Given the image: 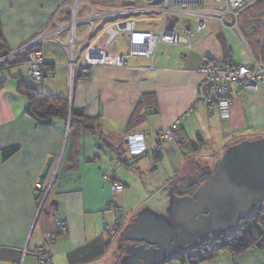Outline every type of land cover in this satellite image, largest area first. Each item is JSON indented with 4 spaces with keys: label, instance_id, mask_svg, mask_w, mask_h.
Returning a JSON list of instances; mask_svg holds the SVG:
<instances>
[{
    "label": "crops",
    "instance_id": "crops-1",
    "mask_svg": "<svg viewBox=\"0 0 264 264\" xmlns=\"http://www.w3.org/2000/svg\"><path fill=\"white\" fill-rule=\"evenodd\" d=\"M123 1L136 4L126 6ZM123 1L121 7L83 4L78 18L141 8L136 6L140 1ZM154 1H149L152 8L161 6ZM72 4V0H0L1 51L13 53L38 35L68 24ZM206 7L216 9L215 0L211 4L206 0ZM173 10L181 8L175 6ZM171 13L170 28L188 31L192 35L191 49L160 45L153 60L126 58V65L117 68L115 57L128 55L130 43L128 35L123 34L124 48L118 46L120 37L107 47L109 27L134 21L139 31L158 33L164 28L163 22L159 31L140 29L136 19L142 16L139 14L99 18L93 24L76 26L74 32L67 30L50 37L40 50L46 67L54 71L53 77L31 79L26 55L0 65V264H42L36 255L41 247L50 255L51 264H126L122 258L127 259L128 252L121 249L120 236L133 222L124 217V207L134 187L142 186L147 195L159 192L160 185L154 186L148 176L171 163L173 172H166L167 182L161 185L182 182L188 189L180 190L174 182L173 194L182 199L191 197L193 186L185 179L187 170H191L190 177L195 171L209 172L208 167H215L229 146L264 139V86L253 96L238 87L231 116L226 120L215 107L194 108L199 71L206 63L224 61L228 53L237 64H251L254 59L261 62L250 42H245L252 55L250 61H243L231 48L230 31L241 33L238 19V32L212 20H205L207 27L198 32L201 19L193 18L181 26L182 16L187 15ZM105 48L108 57L104 65L90 67L88 76L76 69L71 79L69 63L73 58L80 64L92 50ZM21 83L68 100L70 109L97 120L94 131H86L78 123L70 125V116L38 126L27 115L29 101L18 92ZM178 120L177 141H162L157 160L146 156L131 162L129 135H146L152 150L158 145L157 134ZM181 136L190 142L184 151L178 142ZM208 145L217 149L210 151L212 158L204 164L200 161ZM10 150L16 151L7 156ZM115 183L124 186L121 193L112 191ZM38 184L42 185L40 191L36 190ZM59 223H64V232H59ZM107 227L117 229V234L110 236ZM52 234L57 238L49 242ZM166 262L191 264L170 259ZM201 264H264V248L236 256L224 251Z\"/></svg>",
    "mask_w": 264,
    "mask_h": 264
},
{
    "label": "built area",
    "instance_id": "built-area-1",
    "mask_svg": "<svg viewBox=\"0 0 264 264\" xmlns=\"http://www.w3.org/2000/svg\"><path fill=\"white\" fill-rule=\"evenodd\" d=\"M216 9L206 7V0H162L161 6L152 8L151 10L144 9H122L103 13L100 16L89 15L82 19L78 18L79 4L76 3L72 9L71 21L68 24L57 25L53 31L44 32L17 51L5 56H0V65L7 62L9 59L18 55L28 53L27 65L29 67L28 76L36 81H41L45 77L54 76V71L46 67L43 53L40 47L50 39V37L60 35L67 30L74 32L78 25L93 24L97 19H114L132 15H143L148 13L161 14L163 16L164 28L158 33L139 31L136 29L134 21L115 24L106 30L108 40L106 46H110L118 37L123 34L128 35L130 43V51L128 55H119L115 57L116 67L122 68L126 65V58H143L154 59L157 48L160 45L182 46L187 49L193 47L191 43L192 35L188 31L177 32L170 28V15L172 11L183 13L191 18L201 19L198 32H201L207 27L205 20H212L227 25L233 31L238 32L237 19L239 13L246 7L247 0H215ZM175 6L181 10H173ZM200 8V9H199ZM234 20L236 22H234ZM106 48L103 51L92 50L78 64L73 58L69 63L70 76L73 80L76 69H80L83 76H88L89 68L92 66H101L107 60ZM233 54L228 53L224 61L214 60L206 63L199 74L201 80L197 86V98L194 108H211L215 107L222 119H229L231 116L232 107L234 105L235 95L238 93L237 88L242 87V91L247 95H257L261 87L264 86V65L256 59L251 64H237L232 60ZM181 121H176L171 127L160 131L156 136V145L150 150L146 135L142 133H133L127 137V148L131 156V162L134 163L138 159L148 156L151 160L158 159L162 152L160 143L162 141L176 142L175 132L179 130ZM41 184L36 185V190L40 191ZM124 186L115 183L112 186L114 193H121ZM113 207V205H111ZM264 215V205H261ZM120 225V222L117 223ZM64 223L58 224L59 232H64ZM107 233L110 236L117 234V229L107 227ZM57 235L48 236L49 242L56 240ZM39 262L42 264H51L50 255L46 249L41 247L36 253Z\"/></svg>",
    "mask_w": 264,
    "mask_h": 264
},
{
    "label": "water",
    "instance_id": "water-1",
    "mask_svg": "<svg viewBox=\"0 0 264 264\" xmlns=\"http://www.w3.org/2000/svg\"><path fill=\"white\" fill-rule=\"evenodd\" d=\"M195 183L198 189L176 211L182 226L148 214L130 225L124 238L134 245L126 264H164L186 247L233 229L264 205V139L229 146L214 171L204 172Z\"/></svg>",
    "mask_w": 264,
    "mask_h": 264
},
{
    "label": "trees",
    "instance_id": "trees-1",
    "mask_svg": "<svg viewBox=\"0 0 264 264\" xmlns=\"http://www.w3.org/2000/svg\"><path fill=\"white\" fill-rule=\"evenodd\" d=\"M245 14L250 17V19H247L250 32L256 37H261L264 42V0H257L251 5H246L239 13V23L240 17L246 16ZM0 48H3L1 32ZM258 48H261V50ZM257 50H260V58L262 60L260 63L264 65V43L261 42L257 46ZM8 54L10 53L2 52L0 49V56ZM23 55L28 56V53ZM18 92L29 101L27 115L35 120L38 126H49L55 118L68 120L70 116V125L81 124L89 132H93L95 129L97 120L86 117L83 111L70 109L69 101L66 99L48 92H38L22 83L18 87ZM178 142L183 151L190 145L189 140L183 136L178 138ZM15 151H7L6 155H11ZM192 188L191 195L193 196L198 187L193 186ZM254 248H264V215L261 206L233 229L217 233L199 242L194 255H190L189 252H183L170 258V260L201 264L216 259L224 251L236 256Z\"/></svg>",
    "mask_w": 264,
    "mask_h": 264
},
{
    "label": "rangeland",
    "instance_id": "rangeland-1",
    "mask_svg": "<svg viewBox=\"0 0 264 264\" xmlns=\"http://www.w3.org/2000/svg\"><path fill=\"white\" fill-rule=\"evenodd\" d=\"M122 1L123 0H72V7L76 5V3L79 4V6L83 5V4H91L94 6L95 5H100V4H105V7L108 6H114V7H121L122 6ZM150 0H140V3H138L136 6L137 7H141L138 9H152V6L149 4ZM214 0H208V3L211 4V2H213ZM254 1L256 0H248V4H252L254 3ZM154 8V5H153ZM200 9V8H199ZM246 15V14H245ZM89 16V15H87ZM138 21V27L141 29H146V30H150V31H159L162 29L163 27V20L161 15L158 14H154V13H148V14H144L138 18H136ZM193 18L189 17V16H182L181 21H182V25H186L191 23ZM247 19H250L249 16H241L240 17V24H239V28L241 30V33L239 35L231 32V38H232V49L236 50V56L239 55V58H241L243 61H250L251 60V53L247 50V44H245V42H250L252 44V46L257 49V46L259 44L264 43L261 39V37H256L253 33L250 32V28L249 25L247 23ZM125 36L120 37L117 41L118 42V46L124 48L125 45V40H124ZM245 40V41H244ZM247 48V49H246ZM261 50V48H258ZM260 50H258V55L260 56ZM235 52V51H234ZM258 56V57H259ZM262 61V60H261ZM209 147H207L208 149L204 148L203 151V158L201 159L202 161H200L201 163L204 162V164L206 163V161H210L209 159H211V154L213 155V151H216L217 147L216 146H212V145H208ZM211 150H213L212 152H210ZM211 153V154H210ZM220 158V157H218ZM204 164L201 166L203 167ZM216 167V166H215ZM215 167H208V171L209 172H213ZM191 170H187V175L185 177L189 178L191 176L190 174ZM155 173L153 175L150 174V176H148V181H150V183L155 184L154 186H159L161 190L159 192H155L152 195H147L144 193V191L142 190V186L139 187H134V191L132 190L130 192V194L128 195V197L126 198L125 201V211H124V217L125 218H129V219H133L132 221L135 222L141 215L143 214H148V215H152L160 220H164L166 221L170 226L172 227H180L182 226L179 222H178V217H177V213L176 211L181 207V205L183 204L185 199H182V197H176L173 194V188L176 185H171L172 183H177L179 185V189H183L184 187L187 188V184L186 186L184 185V183L182 182H178V181H169V183H167V185H161V182H165L164 184H166V172H168V174L173 172V167H171V163H168L166 166H164V168L159 169L157 171H154ZM198 172V173H197ZM204 172V171H203ZM202 171H195L194 176L190 177L191 179H199V177L201 176L200 174L203 173ZM171 182V183H170ZM188 189V188H187ZM132 222V223H133ZM131 223V224H132ZM124 232H126V229L124 230ZM124 232L122 233V235L120 236V242H121V249L124 250V252H128L131 247H133V243L131 242H127L125 241V236H124ZM199 243H194L188 247H186L184 250L180 251V253L183 252H189L190 255H194V253L197 251V246ZM123 262H126V258H122Z\"/></svg>",
    "mask_w": 264,
    "mask_h": 264
},
{
    "label": "flooded vegetation",
    "instance_id": "flooded-vegetation-1",
    "mask_svg": "<svg viewBox=\"0 0 264 264\" xmlns=\"http://www.w3.org/2000/svg\"><path fill=\"white\" fill-rule=\"evenodd\" d=\"M202 174H203V173H202ZM202 174H200V175H202ZM187 180H188L189 183H191L192 186H194V187H199V186L196 185L195 183H194V184L192 183V182H195V181H196V178H195V179H191V178L189 177V178H187Z\"/></svg>",
    "mask_w": 264,
    "mask_h": 264
}]
</instances>
